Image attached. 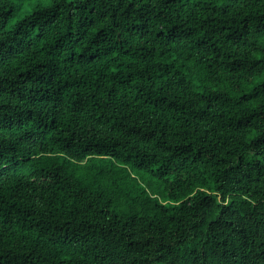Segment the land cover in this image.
<instances>
[{
    "label": "trees",
    "instance_id": "16d2710c",
    "mask_svg": "<svg viewBox=\"0 0 264 264\" xmlns=\"http://www.w3.org/2000/svg\"><path fill=\"white\" fill-rule=\"evenodd\" d=\"M0 264H264V0H0Z\"/></svg>",
    "mask_w": 264,
    "mask_h": 264
},
{
    "label": "rangeland",
    "instance_id": "374dc122",
    "mask_svg": "<svg viewBox=\"0 0 264 264\" xmlns=\"http://www.w3.org/2000/svg\"><path fill=\"white\" fill-rule=\"evenodd\" d=\"M28 9L26 8V9H24V11H27Z\"/></svg>",
    "mask_w": 264,
    "mask_h": 264
}]
</instances>
